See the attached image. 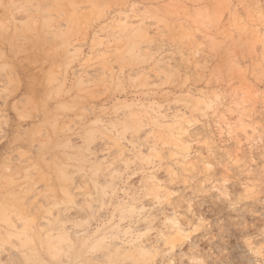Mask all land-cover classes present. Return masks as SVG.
I'll list each match as a JSON object with an SVG mask.
<instances>
[{"label":"rangeland","instance_id":"obj_1","mask_svg":"<svg viewBox=\"0 0 264 264\" xmlns=\"http://www.w3.org/2000/svg\"><path fill=\"white\" fill-rule=\"evenodd\" d=\"M0 264H264V0H0Z\"/></svg>","mask_w":264,"mask_h":264},{"label":"bare ground","instance_id":"obj_2","mask_svg":"<svg viewBox=\"0 0 264 264\" xmlns=\"http://www.w3.org/2000/svg\"><path fill=\"white\" fill-rule=\"evenodd\" d=\"M180 232H182V229L181 227H178L176 233L180 234Z\"/></svg>","mask_w":264,"mask_h":264}]
</instances>
